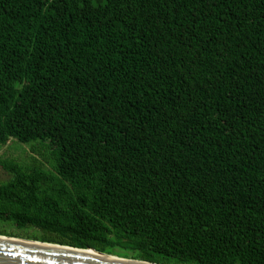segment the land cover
Wrapping results in <instances>:
<instances>
[{
  "label": "trees",
  "instance_id": "16d2710c",
  "mask_svg": "<svg viewBox=\"0 0 264 264\" xmlns=\"http://www.w3.org/2000/svg\"><path fill=\"white\" fill-rule=\"evenodd\" d=\"M12 138L32 155L0 158V221L23 237L264 264V0H0Z\"/></svg>",
  "mask_w": 264,
  "mask_h": 264
},
{
  "label": "water",
  "instance_id": "95a60500",
  "mask_svg": "<svg viewBox=\"0 0 264 264\" xmlns=\"http://www.w3.org/2000/svg\"><path fill=\"white\" fill-rule=\"evenodd\" d=\"M0 264H161L35 239L0 234Z\"/></svg>",
  "mask_w": 264,
  "mask_h": 264
},
{
  "label": "rangeland",
  "instance_id": "374dc122",
  "mask_svg": "<svg viewBox=\"0 0 264 264\" xmlns=\"http://www.w3.org/2000/svg\"><path fill=\"white\" fill-rule=\"evenodd\" d=\"M30 147L28 144H24L18 142L16 139L12 138L8 141L7 144L1 146L0 148V158L4 157H12L16 160L27 161L29 162V158L31 156ZM49 167V165H46ZM9 177L8 173L0 172V181L5 182ZM0 229L4 230L7 234H15L18 238H25L23 237L27 233H31V229H20L17 228L14 224L8 222H1L0 221ZM8 236V235H7ZM15 237V236H14Z\"/></svg>",
  "mask_w": 264,
  "mask_h": 264
}]
</instances>
